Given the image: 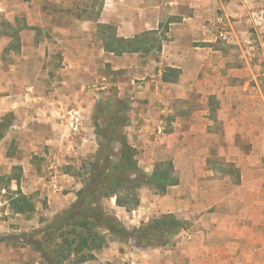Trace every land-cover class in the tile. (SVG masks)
Wrapping results in <instances>:
<instances>
[{"label": "crops", "instance_id": "1", "mask_svg": "<svg viewBox=\"0 0 264 264\" xmlns=\"http://www.w3.org/2000/svg\"><path fill=\"white\" fill-rule=\"evenodd\" d=\"M212 3L213 0H102L98 14L90 22L94 25L116 22L117 37L128 39L150 30L157 32L160 20H170L169 38L158 49V60H154V75L158 77L155 78L158 82L154 83L164 85L165 89L158 94L157 88L147 83L143 91L150 97H162L164 106L160 113L164 115L170 113L165 100L182 99L192 94L203 104L191 110L189 126L185 129L175 118L173 131L163 139L166 151L174 149L177 184L168 187L153 203L151 200L143 203L140 198L138 206L130 210L118 206L114 197L101 200L103 211L122 224L127 221L129 225L140 226L148 220L146 214L152 213H172L176 218L190 221L189 227L174 237L172 247L145 250L135 244L120 254L116 251L122 264H264V80L259 65L245 57L246 50L242 47H239L241 54H237L235 47L211 44L212 28L204 20L212 18ZM27 4H34L38 13L48 12L51 19L64 21V17H72L78 27L85 29L86 6L73 9L72 6H78L76 0H30ZM74 10L79 12L72 14ZM65 26L54 23L48 30L51 36L62 35L56 41L60 50H75L80 55L81 40L78 37L76 43L70 45L63 34L72 33ZM82 33L80 29L73 34L81 36ZM139 52L116 55L119 62L115 68L120 67L122 56L131 54L135 58ZM64 67L80 69L84 63L80 58L70 60L66 57ZM165 68L173 69L175 78H167L163 74ZM17 73L15 71L13 82L11 78L3 79V87L9 90L14 83L19 89ZM151 79L149 74L148 82ZM61 82L69 85V82ZM25 90L27 92L15 89L14 93L2 95L0 113L12 114L14 127L22 131L30 126L33 131H44L45 136L41 138L44 146L39 153V138L35 146L19 142L20 139L8 141L4 136L0 139V182L6 181L0 184V193L8 196V204L3 201L4 213L10 214L8 220L11 221L0 222V232L4 229L5 233L25 232L44 225L76 200L82 186L75 178L77 175L66 170L57 171V166L56 170H50L58 162H71L69 157H74L75 151L72 145L81 149L87 143L84 134L79 140L71 137L75 134L70 129L77 130L78 125L66 118L68 109L63 100L69 92L40 91L34 83L28 84ZM19 99L35 104L30 102V106L22 108L18 106ZM60 99L63 103L58 106ZM211 102H215L214 109ZM210 113L213 119L208 117ZM140 118L144 122L154 119L151 115ZM215 121L220 126L218 133L214 130ZM140 128L138 131L145 133L144 127ZM80 129L83 128L80 126ZM11 142L18 151L7 154ZM80 153L86 152L81 149ZM32 157H41L45 165H33ZM215 162H222L229 170L212 167ZM14 168L18 169V174H13ZM18 191L28 198L32 211L22 213L11 209L10 197ZM143 207L146 212L141 209ZM9 225L14 226L10 228ZM131 242L133 240L128 239L127 243H119V247ZM4 245L0 244V264H23L29 248L7 250ZM32 254L34 260L40 259L38 252ZM104 255L110 256L109 252Z\"/></svg>", "mask_w": 264, "mask_h": 264}, {"label": "rangeland", "instance_id": "2", "mask_svg": "<svg viewBox=\"0 0 264 264\" xmlns=\"http://www.w3.org/2000/svg\"><path fill=\"white\" fill-rule=\"evenodd\" d=\"M27 1L30 0H0V98L4 94L14 93L15 89H22L25 92V87L28 84L33 85V83L36 89L40 91L57 92L66 90L70 93H65L63 100L65 107L68 109L66 118L70 119L69 122L72 121L78 125L77 130L70 129L75 134L71 137H75L77 140H79L78 138L81 134L87 137V143L81 148L86 152L85 154L82 155L80 153L81 149H79V146L72 145L71 149L75 151L72 154L74 157H69L71 162L67 163L68 165L64 162H58L50 170H54L57 166V171L64 172L66 170L71 174H78L74 176L80 182V175L87 171L89 160L93 159L98 150V143H103V139L98 138L95 132L97 127L102 124L101 121L103 119L102 115L99 114V110L109 100L114 102V104L117 100L123 102L125 109L122 112L127 116L123 132L136 152L140 167L145 172L150 173L154 164L162 160H170L173 163L174 149L166 151L163 148L165 146V141L163 140L165 134L173 131L174 125L172 123H174L175 118H178L181 122L182 129L188 127L187 122L191 119V110L196 107L201 108L203 104L200 99L193 97L192 94L182 99L165 100L170 113L167 112L164 115L165 113H160V108L164 106L162 97L158 95L150 97L149 93L147 94V92L143 91V87H146L147 83H149L148 86H151V88H157L156 92L158 94L165 89L164 85L154 83L158 82L155 79L158 77L154 75L156 70L154 60H158L160 52L158 47L169 38L168 28L170 25L168 23L170 20H160V29L157 32L150 30L138 34L143 35L146 39L144 51L139 52L140 55L135 58L131 54L122 56L123 60H121L120 67L116 69L115 65H117L119 60L116 55H110L109 52L104 50V43L106 42L109 46H115L113 39L117 37V23H97L95 25L90 23L94 21V17L98 14L102 0H76L78 6H72L73 9H79L83 5L86 6L83 14L86 19L85 29L78 27V22H75L72 17H64V21L65 19L67 20L65 23L60 19H51L48 16V12L38 13L34 4H27ZM211 6L212 18L204 20L212 28L209 38L211 44L222 47L231 46V49L235 47L238 50L237 54H241L239 47H242L246 50L245 57L259 65L260 76L264 80V0H213ZM82 10L84 9L82 8ZM77 12L79 11L72 12V14ZM54 23L57 25L65 24V27L72 33L66 36L63 34V37L70 45H74L76 43L75 39L79 37L81 40L80 45H83L80 55L75 50L65 52L59 49L56 41L62 35H50V29ZM48 28L50 29L48 30ZM80 29L83 35L77 36L73 34L74 32H79ZM231 32H234V34L232 35ZM66 57L70 60L80 58L82 63H84V67L80 69L68 67L65 69L64 59ZM149 60L152 62L149 63ZM122 64H128L129 67H127L128 65L121 67L123 66ZM147 64H149L148 67ZM146 67L147 69L145 70L144 68ZM15 71L18 72L19 76V89L13 83L12 88L8 90L3 87L2 81L5 78H11V81L14 80ZM145 73H149L152 76L150 82H148L149 74L145 75ZM163 74L169 79L176 76V72L170 68H165ZM61 81L69 82V85L65 86ZM30 90L33 91V88ZM151 93L154 92L151 91ZM19 100L21 103L19 102L18 106L22 108L30 106L31 101L28 99ZM59 101L60 104L58 106L63 103L62 99ZM31 104L35 103L32 101ZM210 105L214 109L215 102H211ZM3 114L0 113V123H5L7 127L9 126L7 131L4 132V137H7L8 141L10 139H20L19 142L31 143L34 146L39 138L38 141L41 142L39 153H42L44 141L41 138L45 136V132L33 131L30 129V125L27 130L22 131V129L14 127L15 121L12 120V114L10 116ZM142 115H151L154 118L153 122H144L140 118ZM208 117L213 119V114H208ZM14 118L18 121L17 116H14ZM214 124H216L214 130L218 133L220 126H218L217 121ZM80 126L83 129H80ZM140 127H144L143 131L145 133L138 131L141 129ZM89 141H92L93 144L90 145ZM73 144L76 143L73 142ZM31 148L29 146L30 150ZM92 149L95 151L92 152ZM30 150L24 148L27 154L30 153ZM16 151H18V148L11 142V145L7 147V154ZM43 160L41 157H37V159L32 157V163L35 166H44L46 162ZM213 165L211 166L216 169L229 170L222 162H215ZM40 171L42 172V169ZM12 172L13 174H18V169L14 168ZM0 184H6V181L2 180ZM162 195L148 186H142L138 189L139 200L142 198L144 200L143 203H147L150 200V203H153L154 199ZM5 196V194L0 193V222H11L8 220L10 214L4 213L6 205H4L3 201L8 200V196ZM6 204H8L7 201ZM141 209L146 212L145 207ZM166 214L172 213L146 214V218H148L146 222L159 219ZM180 220L184 222L185 229H187L190 221L187 218ZM123 224L128 230L139 227V225H129L127 221ZM13 226L9 225L10 228ZM39 228L29 229L25 232L20 231L19 233L11 231L5 233L6 231L1 229L0 244L4 243L7 250L10 248L15 250V248L19 247L22 249L25 247L29 248L27 258L22 261L23 264H45L40 255V259L34 260L32 253L36 251L27 243L30 239L27 238L29 234ZM101 232L104 231L101 230ZM105 240H107V244L98 252H95L96 260L85 264H122L118 260V253L132 249V246L136 244L133 241L127 246L119 247V243H127V240L108 233H105ZM174 240L175 238L165 246L172 247L175 245ZM159 247L164 246H146L144 249H157ZM107 252L110 254L108 258L104 255Z\"/></svg>", "mask_w": 264, "mask_h": 264}, {"label": "trees", "instance_id": "3", "mask_svg": "<svg viewBox=\"0 0 264 264\" xmlns=\"http://www.w3.org/2000/svg\"><path fill=\"white\" fill-rule=\"evenodd\" d=\"M145 40L143 35L130 39L114 37L115 46L105 42L104 50L115 55L139 52L144 49ZM123 109L121 100L115 104L109 100L100 108L103 119L95 133L103 143H98L87 171L80 175L82 186L76 200L27 237L30 238L27 243L45 264H85L96 260L95 252L107 244L105 233L123 240L131 239L140 247L165 246L186 228L182 220L166 214L128 230L103 211L101 200L104 198L114 197L118 206L130 210L138 206V189L142 186L151 187L162 195L168 187L178 183L170 160L156 162L150 173L140 167L136 152L123 132L127 121ZM6 130L7 124L0 123V139ZM9 202L13 211L33 210L28 198L19 191Z\"/></svg>", "mask_w": 264, "mask_h": 264}]
</instances>
